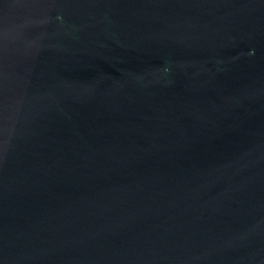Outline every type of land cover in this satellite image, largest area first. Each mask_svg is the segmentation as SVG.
Listing matches in <instances>:
<instances>
[{
  "label": "water",
  "instance_id": "95a60500",
  "mask_svg": "<svg viewBox=\"0 0 264 264\" xmlns=\"http://www.w3.org/2000/svg\"><path fill=\"white\" fill-rule=\"evenodd\" d=\"M0 264H264V0H0Z\"/></svg>",
  "mask_w": 264,
  "mask_h": 264
}]
</instances>
